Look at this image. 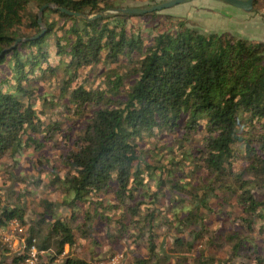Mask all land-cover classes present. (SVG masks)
Returning <instances> with one entry per match:
<instances>
[{"label": "trees", "instance_id": "1", "mask_svg": "<svg viewBox=\"0 0 264 264\" xmlns=\"http://www.w3.org/2000/svg\"><path fill=\"white\" fill-rule=\"evenodd\" d=\"M46 3L101 15L47 7L39 23ZM114 8L108 0H0V158L20 170L21 159L33 157L46 172L40 180L68 210L64 221L43 198L38 218H28L35 191L0 189V231L12 220L24 228L17 235L25 245L10 264H29L32 238L34 264H55L78 238L95 245L98 222L112 249L124 237L140 248L144 238L146 256L132 264H159L158 217L179 232L189 228L173 235L172 252L188 264H219L189 251L204 238L213 244L209 213L235 206L242 230L223 236L229 255L222 264H264V42L202 31L158 11H107ZM133 16L147 22L129 25ZM56 106L82 122L62 129L46 116ZM52 138L56 147L65 138L58 156L44 152ZM166 198L170 213L160 209ZM10 249L0 242L1 254ZM63 264L89 263L67 256Z\"/></svg>", "mask_w": 264, "mask_h": 264}, {"label": "rangeland", "instance_id": "2", "mask_svg": "<svg viewBox=\"0 0 264 264\" xmlns=\"http://www.w3.org/2000/svg\"><path fill=\"white\" fill-rule=\"evenodd\" d=\"M112 5H118L122 8H146L150 5L160 3L166 0H108ZM207 1L212 2L213 0H185L181 3H178L174 6L165 8L163 10L158 11L159 13H168L172 15L183 16L189 19V22L192 26L199 28L198 26H202V22H208V24L217 22L218 18L217 15L209 14L206 12ZM225 3V2H223ZM227 4V3H226ZM230 7H234L228 4ZM264 8V7H263ZM262 8V9H263ZM111 12V10H107ZM264 11V10H263ZM222 13V12H221ZM220 13V14H221ZM202 21V22H201ZM147 22V19L142 16H133L129 18L128 24L137 25ZM205 31L203 29H200ZM209 32V31H207ZM236 36H251V33H231ZM244 37V38H245ZM56 95V93L54 94ZM63 109V110H62ZM61 111H64L66 114V118L63 117ZM46 116L51 120H58L63 122L62 129H65L72 121H80L82 122V118L74 117L70 113L67 112L65 108L61 106H56L52 109L46 111ZM167 136H165L166 138ZM56 138V137H55ZM55 138L48 140L45 142L44 152L47 156H58L64 150L65 138L59 140L58 147H56ZM200 136L194 135L192 141L195 142L199 140ZM32 154V153H31ZM30 154V155H31ZM147 161L149 159L146 158ZM241 166L242 164H237ZM20 170L15 169L13 166V162L8 157L0 158V189L4 191H8L10 189L16 188L19 189H30L34 190L36 195L35 200H28V204L26 206L27 213H29L28 218H34L35 220L38 218L37 216V208H38V201L39 199H49L55 202L54 211L58 216H61L64 221H67L68 218V210L65 206L61 204V198L59 193L55 191L52 187H46L48 180H40L41 177L46 175V172H43V169L40 168L34 158L29 156L28 154L23 157L20 161ZM46 167V166H42ZM51 170V167H47ZM24 176V180L21 181L19 179L20 176ZM179 197L190 199L189 195L186 193H181L178 195ZM107 197H111V195H107ZM168 197V193L166 195ZM168 203V199L166 198L164 201H161L160 209L162 211H166V205ZM212 207H216L215 200H212L211 203ZM158 207V206H157ZM231 211V214H229ZM170 213V211H166ZM157 214V212L155 213ZM240 216V210L235 207H229L223 209L222 213L211 212L207 216V228L214 233L215 240L213 241L212 245H208L204 242L206 238L202 241H196L191 248L190 255H197L199 252H202L205 257L213 256L219 264H222L226 257L229 255V247L223 244V236L226 232L240 229L242 230V226L239 224V220L237 217ZM160 217L155 218L154 221L156 224H159V227L156 228V233L158 235V242L156 253L158 255L157 260H160L159 264H175L176 261H182L185 264L187 260L185 259L184 254L178 252H172L173 248V235H186L185 231L189 228L185 226L184 232H179V229L174 226H170L168 224L162 223L159 220ZM260 223L257 224L259 226ZM194 229H198L197 226L193 227ZM47 232L46 227L42 226L40 230V236L44 235ZM95 241L97 242L95 245H92L88 239L78 238L76 244L71 249L68 248L66 245L64 247L63 255L58 257L55 260V264H63V260L65 257H74L78 259H82L87 261L89 264H132L133 258L137 255L140 257L146 256V250L142 246L145 245L144 238L139 239L140 248H136V246L131 245L128 247L127 245V237L121 238L120 243L112 249L108 236L105 232L104 226L101 225L99 222L95 224L94 229L92 231ZM208 237V234H206ZM39 239V238H38ZM131 242L132 239L128 238ZM133 242V241H132ZM19 248H11L10 251H7L4 254L0 253V260L4 262V264H10L13 258V255L18 251ZM186 252V251H184ZM115 253V254H114ZM187 255V254H185ZM114 256V257H113ZM113 257L112 259H110ZM110 259V260H109ZM113 259H115L113 261ZM153 263V259L151 260ZM150 263V264H151ZM249 263V262H248Z\"/></svg>", "mask_w": 264, "mask_h": 264}, {"label": "crops", "instance_id": "3", "mask_svg": "<svg viewBox=\"0 0 264 264\" xmlns=\"http://www.w3.org/2000/svg\"><path fill=\"white\" fill-rule=\"evenodd\" d=\"M206 6L207 13L217 15V17L220 15V17L217 22L210 24L201 21L202 26H198L200 29L217 33H251L249 37H241L264 42V0H255L249 12L237 7L232 8L219 0L207 1Z\"/></svg>", "mask_w": 264, "mask_h": 264}, {"label": "water", "instance_id": "4", "mask_svg": "<svg viewBox=\"0 0 264 264\" xmlns=\"http://www.w3.org/2000/svg\"><path fill=\"white\" fill-rule=\"evenodd\" d=\"M185 0H166V1H163V2H160V3H156V4H153V5H150L149 7H146V8H136V7H130V8H122V7H119V8H114V9H111V11L113 12H121V13H128V14H134V15H141V14H144V13H148V12H153V11H160V10H163L165 8H168V7H171V6H174L178 3H181ZM219 1H222V2H225L227 4H230L234 7H237V8H240L246 12H249L252 10L253 8V4H254V1L255 0H219ZM47 7H51V8H54V9H60V11L68 14V15H73V16H81L82 14L79 13V12H76V11H72V10H69V9H66V8H58V7H55L54 5H52L51 3H46L44 5H42L38 11V22L41 23V14H42V11L44 8H47ZM101 13H97L95 15H91V16H88V15H82L84 18L86 19H91V18H94V17H97V16H100ZM43 30L44 28L42 27L41 28V33H43ZM22 40V38H18L16 40V43L18 41Z\"/></svg>", "mask_w": 264, "mask_h": 264}, {"label": "built area", "instance_id": "5", "mask_svg": "<svg viewBox=\"0 0 264 264\" xmlns=\"http://www.w3.org/2000/svg\"><path fill=\"white\" fill-rule=\"evenodd\" d=\"M24 228L18 223L17 220H12L9 223V229L6 231H0V242L7 245L10 248H19L17 252H19L25 245V240L23 237H19L17 234L23 233ZM35 238H32L28 256L27 263L34 264L37 258V247L35 245ZM115 259H113L114 261Z\"/></svg>", "mask_w": 264, "mask_h": 264}]
</instances>
